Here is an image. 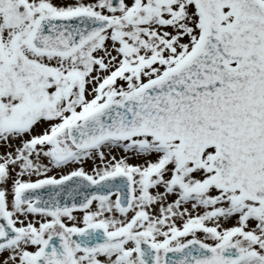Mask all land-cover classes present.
Listing matches in <instances>:
<instances>
[{
    "label": "snow or ice",
    "instance_id": "snow-or-ice-1",
    "mask_svg": "<svg viewBox=\"0 0 264 264\" xmlns=\"http://www.w3.org/2000/svg\"><path fill=\"white\" fill-rule=\"evenodd\" d=\"M0 264H264V0H0Z\"/></svg>",
    "mask_w": 264,
    "mask_h": 264
}]
</instances>
